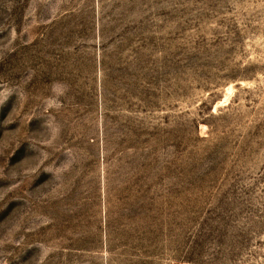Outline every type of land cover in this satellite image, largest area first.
Instances as JSON below:
<instances>
[{
  "label": "rangeland",
  "instance_id": "obj_1",
  "mask_svg": "<svg viewBox=\"0 0 264 264\" xmlns=\"http://www.w3.org/2000/svg\"><path fill=\"white\" fill-rule=\"evenodd\" d=\"M0 264H264V0H0Z\"/></svg>",
  "mask_w": 264,
  "mask_h": 264
}]
</instances>
